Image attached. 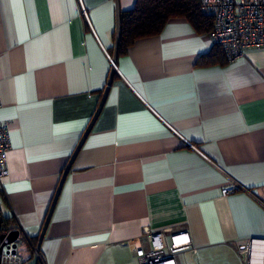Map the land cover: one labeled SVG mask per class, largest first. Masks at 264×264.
I'll use <instances>...</instances> for the list:
<instances>
[{"label": "crops", "instance_id": "0c3cea01", "mask_svg": "<svg viewBox=\"0 0 264 264\" xmlns=\"http://www.w3.org/2000/svg\"><path fill=\"white\" fill-rule=\"evenodd\" d=\"M115 26V0H0V209L20 240L36 243L96 111ZM213 43L175 18L117 55L50 213L45 264H138L126 241L146 246L143 232L159 230L196 247L174 264H243L250 239L264 264V45L197 64Z\"/></svg>", "mask_w": 264, "mask_h": 264}, {"label": "built area", "instance_id": "2783aa9c", "mask_svg": "<svg viewBox=\"0 0 264 264\" xmlns=\"http://www.w3.org/2000/svg\"><path fill=\"white\" fill-rule=\"evenodd\" d=\"M200 10L213 16V28L209 36L223 48L227 61L241 58L249 47L264 45V0H200ZM80 12L86 18L81 3ZM108 59L111 62V57L108 56ZM184 142L190 145L188 141ZM9 145L8 128L0 122V189L3 188V179L8 174L6 151ZM234 189L236 185L224 187L221 191L225 194ZM16 229L19 231L17 239H20L24 230L20 225L16 226ZM167 232V230L144 231L142 236L147 242L146 246H143L138 238L126 241L133 249L138 264H160L168 260L174 264L176 253L196 251V247L189 239L177 242L173 238L179 233L169 234L167 238ZM26 238L34 253L35 243L27 235ZM253 241L255 240H248L239 251L243 256V264H252ZM17 247V244L13 246L12 243L5 245L0 253V264H24L28 259L19 254ZM37 255V264H45L40 251Z\"/></svg>", "mask_w": 264, "mask_h": 264}, {"label": "trees", "instance_id": "16d2710c", "mask_svg": "<svg viewBox=\"0 0 264 264\" xmlns=\"http://www.w3.org/2000/svg\"><path fill=\"white\" fill-rule=\"evenodd\" d=\"M175 18L186 19L200 33L209 34L213 28V16L200 10V0H135L131 8L120 10L118 54L135 39L158 33L169 19ZM218 62L225 63L226 59L223 48L216 42L196 60L199 65ZM0 221L5 230L10 229L8 218L2 215L1 209Z\"/></svg>", "mask_w": 264, "mask_h": 264}, {"label": "water", "instance_id": "95a60500", "mask_svg": "<svg viewBox=\"0 0 264 264\" xmlns=\"http://www.w3.org/2000/svg\"><path fill=\"white\" fill-rule=\"evenodd\" d=\"M118 0H115V5H116V26H115V36H114V47H113V53H112V56H111V63H112V66H111V69H110V72H109V76H108V79H107V83H106V86L104 88V91L102 93V96H101V99L99 101V104L96 108V111L94 113V115L92 116L89 124L87 125L85 131L83 132L81 138L79 139V142L77 143L73 153L71 154L67 164L65 165V168L60 176V179H59V182L57 184V187H56V190H55V193H54V196H53V199L51 201V204H50V207L48 209V212H47V215L45 217V220L42 224V227H41V230L39 232V235H38V238H37V241L35 243V252L32 254V256L24 263V264H37V259H38V255H37V252L40 250V243H41V240H42V237L44 235V231H45V228H46V225L48 223V219L50 217V213L52 211V208L54 206V203L56 201V198H57V195L59 193V190L62 186V183L65 179V176L71 166V163L77 153V151L79 150L81 144L83 143V140L85 138V136L87 135L88 131L90 130L96 116L98 115L99 111H100V108L104 102V99L106 97V94H107V91H108V88H109V85L112 81V78H113V75L115 73V63H116V59H117V55H118V46H119V42H120V9H119V5H118ZM2 228V230H1ZM18 229L16 228H11V229H8V230H5L3 226H1V221H0V253L3 249V247L5 245H8L9 243H12L13 246H15L17 243H16V240H17V237H18Z\"/></svg>", "mask_w": 264, "mask_h": 264}, {"label": "rangeland", "instance_id": "374dc122", "mask_svg": "<svg viewBox=\"0 0 264 264\" xmlns=\"http://www.w3.org/2000/svg\"><path fill=\"white\" fill-rule=\"evenodd\" d=\"M26 238V237H25ZM23 239H17V246H18V252L20 255H23V253L25 252L26 248H27V242L28 239L26 238Z\"/></svg>", "mask_w": 264, "mask_h": 264}, {"label": "bare ground", "instance_id": "6f19581e", "mask_svg": "<svg viewBox=\"0 0 264 264\" xmlns=\"http://www.w3.org/2000/svg\"><path fill=\"white\" fill-rule=\"evenodd\" d=\"M253 243H254V241L252 242V244ZM252 244H251V253H252V256H253L252 264H259V262H260L259 260L260 259L257 258L259 255H255ZM160 264H172V262L170 260H168V261H165V262L160 263Z\"/></svg>", "mask_w": 264, "mask_h": 264}]
</instances>
